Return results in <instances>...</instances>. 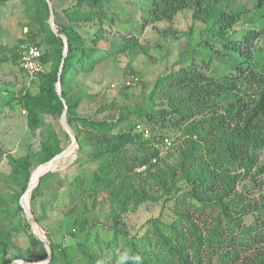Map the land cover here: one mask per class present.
<instances>
[{"label":"trees","instance_id":"obj_1","mask_svg":"<svg viewBox=\"0 0 264 264\" xmlns=\"http://www.w3.org/2000/svg\"><path fill=\"white\" fill-rule=\"evenodd\" d=\"M115 1L75 0L62 11L61 22V13L51 0L57 28L68 41L60 74L65 44L51 30L48 3L27 0L45 32L41 62L46 71L36 76L38 92L22 90L19 104L27 112L30 131H40L41 150L30 146L25 156H7L10 177L21 188L8 197L0 192V264L23 259L12 252L14 232L30 228L20 197L35 168L64 150L59 137L45 128L49 119L60 121L65 110L62 98L79 143L71 167L78 173L71 176L68 172L63 181L70 201L68 214L83 216L107 205L113 235L105 239L98 234L85 241L72 236L71 244H58L52 237L48 264H264V248H258L264 243V217L238 192L241 181L264 172V166H258L264 151V0H256L250 10L246 5L226 8L228 0H139L145 26L171 21L180 11L190 10L205 24L206 35L186 59L176 62L178 69L157 78L143 106L135 110L119 106L117 117L99 119L78 111L84 97L79 92L81 78L137 46L135 40L111 37L106 29L116 21L107 12L108 4ZM87 27L93 32L79 31ZM29 38L36 45L37 38ZM208 48L215 56H204ZM12 57L19 65V48L12 50ZM77 82L79 91L74 87ZM114 109L115 104H104L95 113ZM138 122L151 123V138L135 132ZM167 129H176L184 137L173 165L155 147ZM55 175L49 172L41 178L32 199L46 179ZM172 200L170 221L153 218L143 234L129 232L126 213L147 202ZM12 201L15 208L9 206ZM18 215L23 227H14L10 221ZM31 243L44 246L35 236ZM242 255L248 257L246 261ZM47 257L46 252L43 260Z\"/></svg>","mask_w":264,"mask_h":264},{"label":"rangeland","instance_id":"obj_2","mask_svg":"<svg viewBox=\"0 0 264 264\" xmlns=\"http://www.w3.org/2000/svg\"><path fill=\"white\" fill-rule=\"evenodd\" d=\"M54 1L57 11L61 13L59 16L61 21V18H64L62 11L72 7L75 0ZM139 2V0H117L108 4L107 12L114 15L116 20L114 25H106L111 37L135 40L137 46L119 56L114 62L105 63L96 71L82 77L83 84L81 83L80 91V82L74 84V87L82 95L84 94L78 109L80 114L99 116V119L117 117L119 106H125L127 110H135L143 106L144 98L157 78L173 69H178L176 62L186 59L205 37V24L195 19L190 10L180 11L171 21L150 22L145 26L139 14ZM228 2L226 8L246 5L247 10H250L249 8L255 5L256 0H228ZM34 15V11L29 10L27 0H0V192H4L5 197L18 193L21 188V185L10 177L12 168L7 156L12 155L16 158L25 156L30 146L35 151L41 150L40 131H30L27 126V113L24 114L25 108L19 104V93L22 90L32 94L38 92L39 79L25 74L20 64L13 63L12 57L13 49L19 48L21 51L24 46L22 41L30 44L29 35L37 38L35 44L41 46L42 52L45 49V44L42 42L45 32L36 23ZM48 22L50 23V19ZM79 31L83 34H87L88 31L93 32L88 27L80 28ZM237 36L239 37V34ZM204 52L206 57L215 56L211 48L205 49ZM131 76H137L139 82L125 89L123 81ZM113 84L115 87H112ZM111 103L116 105L113 111L99 115L95 113L98 106ZM134 120L137 122L135 118H131V121ZM48 122L45 128H50L59 137L63 149L69 147L72 140L61 122H52L50 119ZM141 125L151 128V123L146 122ZM156 131L161 132L158 128ZM162 133L165 136L163 138L167 137L171 140L172 146L170 149H162L163 151L160 146L162 151L160 157L168 164H176L177 151L184 146V137L176 129H167ZM77 152L78 149L75 155H71L69 159L53 169L52 172L56 175L46 179L35 199H32V195L30 200L28 197L25 198L35 218L41 220L38 223L46 238L51 241L53 237L58 244H71L74 239L76 241L93 240L98 234L105 239H111L113 235L109 231L112 222L107 205H100L98 210L83 216L68 214L70 201L63 181L68 172L71 176L78 173V171L74 172V167L71 168ZM40 166L33 171L36 173L33 183L41 173ZM258 166H264V151L261 153ZM255 172L256 168L253 173ZM60 182H62L61 185H59ZM238 192L243 194L248 203L258 208L255 211L257 215L264 217V172L241 181ZM15 205L12 201L9 206L15 208ZM174 206L173 200L166 203L147 202L135 212L126 213L124 222L132 235L143 234L153 218L161 217L165 221H170ZM24 217L28 222L25 213ZM10 221L14 222V227H23L21 215L10 217ZM23 229V231L14 232L15 245L12 252L33 263L44 262L46 260H43L46 255L45 246H35L31 243L32 236L37 237L31 226L29 229L27 227ZM258 248H264V243L258 245ZM241 257L242 261L248 258L244 255Z\"/></svg>","mask_w":264,"mask_h":264},{"label":"water","instance_id":"obj_3","mask_svg":"<svg viewBox=\"0 0 264 264\" xmlns=\"http://www.w3.org/2000/svg\"><path fill=\"white\" fill-rule=\"evenodd\" d=\"M50 9V27L51 30L53 31V33L57 36L63 39L64 44H65V50H64V54H63V58H62V62H61V68H60V74L62 73L65 61H66V56L68 54V41L66 39V37H64L58 30L56 22H55V11H54V7L53 4L51 2V0H46ZM57 92L60 95L61 94V83L58 82L57 84ZM64 105H65V110L61 116L60 122L62 124V126L64 127V129L66 130V132L68 133V135L70 136L72 143L69 147H67L66 149H64L61 153L57 154L56 156H54L51 160H49L48 162H46L45 164L41 165L40 168L41 173L37 179V181L35 183L32 182V175L30 178V183L26 189V191L24 192V194L22 195L21 199H20V205L27 217L28 223L30 224L31 228L33 229L34 233L36 234L37 238L44 244L46 252L48 257L46 258V260L42 263H33L30 262L28 260H24V259H17L12 261L10 264H48L49 261L52 258L53 255V251H52V246H51V242L46 238L45 234L43 233L42 229L40 228V225L37 221V219L35 218L34 214L32 213L30 206H28L25 202V198L28 197L29 200L31 198V195L33 193V191L38 187L40 180L43 176H45L47 173L52 172L53 169L60 164L61 162H63L64 160L70 158L71 154L73 152H76V150L79 148V143L77 140V134L74 131L73 127L71 126L68 117H67V110H68V105L66 103V101L62 98ZM33 174V173H32Z\"/></svg>","mask_w":264,"mask_h":264},{"label":"built area","instance_id":"obj_4","mask_svg":"<svg viewBox=\"0 0 264 264\" xmlns=\"http://www.w3.org/2000/svg\"><path fill=\"white\" fill-rule=\"evenodd\" d=\"M43 52L41 48L34 44H26L22 46L20 51V67L23 72L31 77L38 76L46 71V66L41 62ZM139 82V78L137 76H131L127 80L123 81V87L131 88L135 86ZM115 87V84L112 85ZM27 112L24 111V114ZM135 132L142 134L144 139H149L152 137V132L149 128L144 125L138 124L135 127ZM162 148H161V147ZM172 146V142L169 138H163L158 143H155V147L159 149L160 156L162 155V149H170ZM161 148V150H160Z\"/></svg>","mask_w":264,"mask_h":264},{"label":"bare ground","instance_id":"obj_5","mask_svg":"<svg viewBox=\"0 0 264 264\" xmlns=\"http://www.w3.org/2000/svg\"><path fill=\"white\" fill-rule=\"evenodd\" d=\"M39 175H40V174H39ZM38 177H39V176H38ZM38 177H37V179H38ZM36 181H37V180H36ZM36 181H35V182H36ZM35 182H34V183H35Z\"/></svg>","mask_w":264,"mask_h":264},{"label":"crops","instance_id":"obj_6","mask_svg":"<svg viewBox=\"0 0 264 264\" xmlns=\"http://www.w3.org/2000/svg\"><path fill=\"white\" fill-rule=\"evenodd\" d=\"M69 159V158H68ZM74 163V162H73Z\"/></svg>","mask_w":264,"mask_h":264}]
</instances>
